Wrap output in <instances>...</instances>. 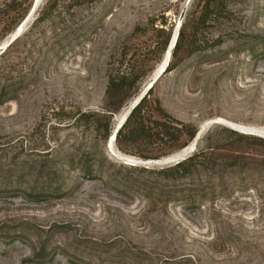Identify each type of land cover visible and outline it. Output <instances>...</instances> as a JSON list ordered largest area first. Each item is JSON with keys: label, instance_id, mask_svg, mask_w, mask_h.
<instances>
[{"label": "rangeland", "instance_id": "1", "mask_svg": "<svg viewBox=\"0 0 264 264\" xmlns=\"http://www.w3.org/2000/svg\"><path fill=\"white\" fill-rule=\"evenodd\" d=\"M222 1L202 26L199 0H40L22 19L33 0H0V42L24 25L0 53V264H264V0ZM183 9L182 46L149 98L203 129L189 155L211 147L217 165L176 182L211 179L193 210L182 199L198 193L149 196L156 175L75 121L105 112L123 74L118 122L162 61L160 24Z\"/></svg>", "mask_w": 264, "mask_h": 264}, {"label": "trees", "instance_id": "2", "mask_svg": "<svg viewBox=\"0 0 264 264\" xmlns=\"http://www.w3.org/2000/svg\"><path fill=\"white\" fill-rule=\"evenodd\" d=\"M199 1L201 2V9L199 11L198 24H201L202 26L206 25V23L211 20L212 15H216L224 9L222 0ZM29 7L30 6H27L24 9L23 14L20 17L21 19L26 15L28 9L30 10ZM185 27V23H183L178 32L176 43L171 53L173 59L176 58L177 53L182 46L185 37ZM173 30L174 26L171 23L168 25L166 20H163L160 24L157 35V50L160 56H163L164 52L167 50ZM170 70L171 67L167 66L165 72ZM124 79L125 76L123 74L109 77L107 85V97L109 103L107 104L105 112L94 111L81 113L75 120L95 126L98 131L102 132L101 138L104 142L108 140L114 128V126H112L113 113L121 107L120 102L115 104L113 103V99L122 90ZM153 87L131 110L124 124L117 131L115 136V146L118 151L127 155L139 154L138 156L143 160H159L184 149L195 138L198 131L195 125L175 119L169 114L163 112L157 99H153L150 102L149 96ZM9 99L11 98L5 99V101ZM149 105H153L154 108L149 110ZM154 111H158V118L155 117ZM208 148L211 147L198 150L186 159L162 169H145L136 166H125V168L136 171L141 175L143 173L156 175L157 179L154 180L149 187V196L155 195L158 196V198L165 197L164 199L168 200L171 199V194L176 196L177 193L184 194L190 191L198 193L196 194V197H200V199H191V195L189 194H186L187 196L182 199L186 208L193 210L200 206L202 202L201 199L204 197L205 188L212 183L211 179L208 178L207 180L202 181L200 185H194V189L193 187L187 188V185L185 188L179 189V185L176 182L178 180H189L193 182V176L199 175L207 170L210 171L217 165L215 159L212 158L213 153H210L211 151ZM144 153L149 155H142ZM104 157L107 156L104 154ZM160 179H165L172 183L171 186L173 189L170 190L168 185L161 184Z\"/></svg>", "mask_w": 264, "mask_h": 264}, {"label": "water", "instance_id": "3", "mask_svg": "<svg viewBox=\"0 0 264 264\" xmlns=\"http://www.w3.org/2000/svg\"><path fill=\"white\" fill-rule=\"evenodd\" d=\"M190 1L191 0H187V3L190 2ZM35 3H36V0H33L31 8L29 10V14L31 13V11H33V9L35 7ZM184 15H185V9H183L181 11V13H180L177 26L173 30L172 37H171L170 43L168 45V48L164 52L162 61L159 64V66L157 67L156 71L154 72L150 82H148V84L146 85L144 92L130 105V108L127 110L126 114H124V116L120 117L118 122L114 125L112 134L108 138L107 149L110 150V151L115 152L116 154L120 155L121 157H125V158L129 159V162L128 161H122V163L125 164V165L134 166L135 167L136 164H132V163H138V162L147 163V164L148 163H155L153 165H155L156 167H148V165H145L144 168H146V169H162L164 166H172V165H174V164L186 159L188 156H190L189 154L194 150V147L191 144L192 146L189 145V146L185 147L184 149H182V150H180V151H178L176 153H173V154L169 155L168 157L161 158L159 160H138V159H135V158H132V157H129V156H122L121 154L118 153L117 148L115 146L116 133L121 128V126L124 124L128 114L138 104V102L147 94V92L154 86V84L157 82V80L163 74H165V70H166V68L168 66V62H169V60L165 61V59H166V57H169V59H170L171 51L173 50L174 45L176 43V39H177V36H178V32L180 30L181 22H182V20L184 18ZM18 28H16V30L13 32V34H11L4 42H2L0 44V53L3 52L4 50H6L19 37V34L16 35V31H17ZM202 130L203 129L200 128L197 131L194 140L199 138V136L201 135L200 132Z\"/></svg>", "mask_w": 264, "mask_h": 264}, {"label": "bare ground", "instance_id": "4", "mask_svg": "<svg viewBox=\"0 0 264 264\" xmlns=\"http://www.w3.org/2000/svg\"><path fill=\"white\" fill-rule=\"evenodd\" d=\"M40 3V0H36V3H35V7H34V9H33V11H31V13L29 14L30 16L31 15H33V13H34V11H35V9H36V7L38 6V4ZM23 24L22 25H19L17 28V31H16V35H20L21 33H22V31H23ZM13 34V33H12ZM167 60H169V57H166V59H165V61H167ZM130 108V106L126 109V111L124 112V114H126V112H127V110ZM124 116V115H123ZM122 119V118H121ZM263 136V135H262ZM193 145V144H192ZM191 145V146H192ZM108 152V151H107ZM108 154L110 155V156H112V157H116V153L115 152H113V151H110L109 150V152H108ZM120 155H117V157H119ZM121 157V156H120ZM117 158V159H121L122 161H128L129 162V159H127V158H125V157H121V158ZM132 163V162H131ZM139 163V162H138ZM132 164H136V163H132ZM144 164H147V163H144Z\"/></svg>", "mask_w": 264, "mask_h": 264}]
</instances>
